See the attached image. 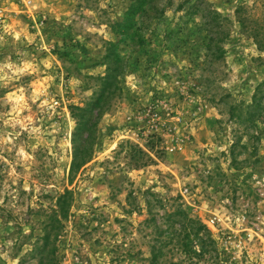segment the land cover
<instances>
[{
	"label": "rangeland",
	"instance_id": "374dc122",
	"mask_svg": "<svg viewBox=\"0 0 264 264\" xmlns=\"http://www.w3.org/2000/svg\"><path fill=\"white\" fill-rule=\"evenodd\" d=\"M135 1L0 0V264L39 263L65 190L60 264H149L115 257L152 195L210 230L195 264H264V118L237 117L264 83V0H158L130 19ZM73 109L97 127L80 131ZM89 133L93 159L71 180Z\"/></svg>",
	"mask_w": 264,
	"mask_h": 264
},
{
	"label": "trees",
	"instance_id": "16d2710c",
	"mask_svg": "<svg viewBox=\"0 0 264 264\" xmlns=\"http://www.w3.org/2000/svg\"><path fill=\"white\" fill-rule=\"evenodd\" d=\"M158 0H136L129 9L127 16L135 17L139 13H147L149 9L156 6ZM147 7V9H146ZM217 14V13H216ZM131 19V18H130ZM130 22V20H129ZM128 22L121 25L125 27ZM257 34H261L258 30ZM258 36V35H257ZM255 36V42L259 50L264 51V36L261 38ZM213 44L209 43L208 50H213ZM215 53L219 49L213 50ZM108 79V77H107ZM99 103H96L98 105ZM75 110L83 111L81 107H75ZM72 111L73 118L77 121L79 130L83 131L87 128L88 132L97 127L98 118L85 119L80 113ZM234 107L232 111H236ZM237 115L238 119L244 120L245 123H255L256 120L264 118V83L259 85L252 97V103L240 109ZM245 116V119L242 118ZM82 116V117H81ZM263 120V119H262ZM92 134H88L82 141L73 140L74 142V160L70 170V179L93 159L91 140ZM126 146L120 145L121 150ZM128 156H130L131 164L135 170H140L148 165L152 160L150 156L137 146L127 144ZM73 199V191L65 190L56 199V205L51 208L46 219L42 222L43 236L40 238L42 243L40 247V257L38 264H60L57 248V241L64 229V221L67 219L71 202ZM178 198L163 199L158 196H151L146 201V215L140 222V229L137 230L139 237L131 239V247L127 251H121L115 260L125 259L127 257H142V262L149 264H195V260H199L205 256L207 245L213 244L210 230L198 219L190 216L183 209L182 204L177 202ZM132 206V203H131ZM199 238L202 245V251L195 249V240ZM146 245L150 252V257H143L142 247ZM140 246V247H139ZM177 254H180L178 262L168 261ZM182 255L186 259H182Z\"/></svg>",
	"mask_w": 264,
	"mask_h": 264
}]
</instances>
